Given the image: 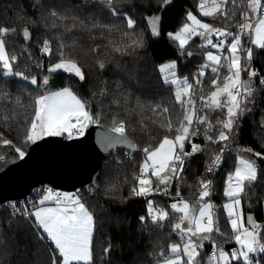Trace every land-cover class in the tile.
<instances>
[{
	"label": "snow or ice",
	"instance_id": "1",
	"mask_svg": "<svg viewBox=\"0 0 264 264\" xmlns=\"http://www.w3.org/2000/svg\"><path fill=\"white\" fill-rule=\"evenodd\" d=\"M93 2L101 12L107 13L108 22L93 15L86 23L79 16L53 10L52 5L43 0H37L34 6L44 10L42 19L46 21V28L59 27L56 20H71L72 24L65 26L68 32L77 28H86L89 33L97 28L109 34L119 32L121 40L109 42L112 51L118 54L131 55L138 47H143L142 37L136 31L137 21L123 7L128 0ZM196 9L201 17L215 23L204 22L189 11L188 22L176 33L168 35L178 42L180 54L188 57L194 54L189 45L198 37L197 47L203 52L204 62L191 81L189 77L181 78L177 74L176 61L159 67L164 85L169 86L174 96V105L169 108L155 103L148 107L153 114L164 116L160 126L172 135H164L155 143L150 140L142 149L129 139V124L120 118L118 110L121 102L125 106L128 104L130 94L121 92L122 99L112 101L117 110L109 108L106 112L103 107L94 109L92 100L78 95L70 87L57 91L50 88L52 74L57 72L86 81L83 66L75 58V41L69 44L57 34L54 46L52 40L44 38L38 45L40 54L55 58V62L49 61L47 74L33 72V67L43 69L44 65L35 60L30 51L33 32L28 24L31 21L25 20L20 29L0 25V108L12 111V116L5 115L4 119H15V109L21 106V97H13L4 87L6 84L23 82L21 89L28 97V107L33 109L31 119L24 123L27 130L23 146L10 139H3V144L14 150L16 156L12 163L15 164L26 160L30 146L46 138L71 142L84 137L89 126H100L110 119L109 131L115 135L102 134L101 150L126 145L132 152L141 151L143 155L138 167L133 169L131 180L125 177L124 182L131 185L129 195H161L171 201L162 207L148 199L146 215L139 217L142 224L150 222L160 229L166 227L165 222L171 226L173 237L166 249L161 245L159 251L151 254L153 264H261L254 257L258 253L264 254V224L258 223L253 214H245L242 201L264 176V168L260 167V163H264V153L254 152L250 147L241 148L238 144L234 146V142L241 119L253 111L252 105L264 91V75L252 67L256 50H264V0H198ZM146 19L152 35L158 36L159 17L153 15ZM17 36L24 42L19 48L18 41L12 39ZM90 39L95 36L90 35ZM98 47L90 50L95 53ZM24 53L28 55L25 57ZM97 64L101 70L105 68V62L99 58ZM242 74H246L243 79ZM206 75L213 90L204 95L200 90ZM255 79H258L259 88ZM107 94V88L101 89V97ZM95 97L96 93H93ZM137 107L144 109L145 105L137 100ZM140 128L146 131L143 122ZM199 137H203V144L194 142ZM0 138H3L2 134ZM188 146L190 150H186ZM233 152L237 153L236 165L234 171L227 173L221 186L225 198L221 206L212 202L216 188L214 180L206 176L198 178L195 185H189L190 189H195V199L182 195L181 184L186 182L185 164L193 155L207 156L205 173L214 177L226 154ZM7 163L6 157L0 155V168ZM116 164L123 168L119 159ZM113 188L115 184L107 187L105 194ZM86 190L92 194L98 191V186L90 182ZM29 203L30 207L26 203L22 208L11 204V215L29 223L40 241L50 242L51 264H97L93 241L98 222L81 190L69 193L47 187L40 190L39 199ZM232 241L235 247L226 250L224 244ZM110 251L106 247L104 255ZM99 259L103 260L104 256Z\"/></svg>",
	"mask_w": 264,
	"mask_h": 264
},
{
	"label": "trees",
	"instance_id": "2",
	"mask_svg": "<svg viewBox=\"0 0 264 264\" xmlns=\"http://www.w3.org/2000/svg\"><path fill=\"white\" fill-rule=\"evenodd\" d=\"M164 1L128 0V3L123 5L125 10L136 19V31L143 41V47H138L131 55L113 52L109 46L110 41L121 40V34L117 31L109 34L106 30L97 28L89 33L86 28H77L68 32L65 26H70L71 20L63 22L56 20L59 27L46 28V21L42 19L44 10L34 6L37 0H0V25L20 29L25 24V20L31 21L28 24L30 31L33 32L30 51L34 59L42 61L44 65L43 69L33 67V72L47 74L49 61L55 62V58L40 54L38 45L42 44L44 38L52 40L54 46L57 44V34L69 44L75 41L77 45L75 58L83 66L86 81L81 82L67 73L57 72L52 74L50 88L70 87L78 95L92 100L94 109L103 107L106 112L109 108L113 111L117 110V105L112 104V101L121 98V92L130 94L128 104L125 106L121 102L118 110L120 118L129 124V139L138 149H142L150 140L155 143L164 135H172L160 126L164 116L153 114L148 107L155 103L169 108L174 105V96L169 86L164 85L159 66L176 61L177 74L181 78L187 76L191 81L193 74L204 62L203 52L197 47L200 43L198 37L190 43L189 50L194 54L188 57L181 55L178 43L167 36L169 32H175L187 22L186 16L189 11L199 15L196 9L198 0H172L159 20V35L154 36L148 27L146 17L156 15ZM43 2L52 5L53 10L60 13L79 16L86 23L93 15L103 17L104 22L110 19L106 12L100 11L93 0H43ZM201 18L215 23L210 18ZM90 35H94L95 39H90ZM12 39L18 41V48L24 43L22 37H12ZM95 46L99 47L94 53L90 49ZM256 52L252 66L264 75V50H256ZM23 55L26 57L28 54ZM97 58L105 62L103 70L98 67ZM254 82L259 88L258 79ZM22 84L23 82H12L4 85L11 91L13 97H21V106L15 109V119L5 121L4 116H12V111L10 108H0V134L3 137L0 138V155L5 156L8 161L15 158L16 154L11 146L3 144V139H10L14 144L23 146L27 130L24 123L25 120L31 119L33 112V109L28 107V97L21 89ZM104 88H107L108 94L101 97L100 91ZM212 90L209 77L206 75L204 86L200 90L201 94L207 95ZM93 93H96L95 98ZM137 100L145 105L144 109L137 107ZM252 107L253 111L240 121L234 146L238 144L241 148L250 147L254 152L264 153V91L260 92ZM141 122L146 126V131L141 130ZM101 126L110 128L111 120L106 119ZM194 142L203 144V137L196 138ZM186 150H190V146ZM236 154L235 152L226 154L220 169L214 177L212 176L216 191L213 192L211 200L218 207L224 202L221 186L226 180L227 173L233 169ZM142 158L141 151L131 153L118 148L112 151L111 156L107 157L100 166L97 179L98 191L89 194L86 190L88 186L78 188L94 211L98 222L93 241L97 264H153L151 254L159 251L161 245L166 249L169 239L173 237L171 226L167 225V222H165L166 227L160 229L150 222L142 224L139 220L140 216L146 215L148 199H153L157 204L165 207L163 196L136 198L129 195L131 185L124 182L125 177L131 180L133 169ZM117 159L123 162V168L117 166ZM206 160L205 154L197 153L186 161L183 174L186 182L181 184V192L185 198H195L193 194L195 189H190L189 185H195L198 178L205 176L207 178V174L203 171ZM260 167L264 168V163H260ZM113 184L115 188L105 194L106 188ZM263 196L264 176H261L249 190L246 200L242 201L245 214L252 213L254 219L261 224H264ZM50 246L52 247L49 242L43 243L37 238L29 223L19 217H12L10 209L0 210V264H51L52 253L48 249ZM106 247L111 249L107 256L104 255ZM224 247L226 250H231L235 244L232 241L224 244ZM101 256H104L103 260L99 259ZM260 259L264 264V254H261Z\"/></svg>",
	"mask_w": 264,
	"mask_h": 264
},
{
	"label": "water",
	"instance_id": "3",
	"mask_svg": "<svg viewBox=\"0 0 264 264\" xmlns=\"http://www.w3.org/2000/svg\"><path fill=\"white\" fill-rule=\"evenodd\" d=\"M171 3L172 0L164 1L155 15L159 20ZM109 129L101 125L89 126L84 137L71 142L62 138H46L28 148L26 160L15 164L12 163L14 158L8 161L0 170V204L24 199L37 185L46 184L64 192L88 186L90 182L97 185L100 166L112 151L121 148L135 153L126 145L102 151L99 144L102 134L115 135Z\"/></svg>",
	"mask_w": 264,
	"mask_h": 264
},
{
	"label": "built area",
	"instance_id": "4",
	"mask_svg": "<svg viewBox=\"0 0 264 264\" xmlns=\"http://www.w3.org/2000/svg\"><path fill=\"white\" fill-rule=\"evenodd\" d=\"M253 67V66H252ZM254 68V67H253ZM254 70H256L257 72H259L260 74H261V72H260V70L259 69H257V68H254ZM245 75L246 74H242V79L243 78H245ZM115 151V150H114ZM113 151V152H114ZM237 155V154H236ZM236 155H235V160H236ZM111 156V153L107 156V157H110ZM107 157L104 159V161H106L107 160ZM103 161V162H104ZM140 163V162H139ZM139 163L136 165V167H138V165H139ZM135 167V168H136ZM205 168H206V164L203 166V171L205 172ZM219 170V169H218ZM217 170V171H218ZM206 174V173H205ZM207 178L208 179H212V176L210 175V174H207ZM47 187H50V186H48V185H37V186H35V187H33V188H31L30 189V191H29V193L26 195V197L24 198V199H22V200H17V201H7V202H4V203H2V204H0V210H2V209H6V208H8V209H10V211H11V214H12V211H13V209L11 208V204H17V205H19L21 208L22 207H24L25 206V204L27 203L28 204V206L30 207L31 205H30V201H33V200H37V198L39 197V195H40V190L41 189H44V188H47ZM76 190H78V189H76ZM76 190H74V191H76ZM57 191H60V190H57ZM74 191H71V192H74ZM61 192H64V191H61ZM71 192H69V193H71ZM156 196H158V195H156ZM164 197V200H165V205L167 204V203H170L171 201H170V198L169 197H165V196H163ZM212 197V196H211ZM136 198H140V197H136ZM12 217H18V216H13L12 215ZM260 256H261V254L260 253H258V254H256V256L254 257V259L255 260H260L261 261V264H263V262H262V260L260 259Z\"/></svg>",
	"mask_w": 264,
	"mask_h": 264
},
{
	"label": "rangeland",
	"instance_id": "5",
	"mask_svg": "<svg viewBox=\"0 0 264 264\" xmlns=\"http://www.w3.org/2000/svg\"><path fill=\"white\" fill-rule=\"evenodd\" d=\"M194 15H197V14H195V13H193ZM197 18H199V19H202L204 22H207L206 20H204L203 18H201L199 15H197ZM188 22V21H187ZM186 23V22H185ZM183 25V24H182ZM182 25H181V27H182ZM180 27V28H181ZM180 28L178 29V30H176L175 32H169V33H176L177 31H179L180 30ZM168 33V34H169ZM167 34V36L169 37V35ZM170 38V37H169ZM178 43V42H177ZM167 63H169V62H167ZM166 64V63H165ZM160 67V66H159ZM60 89H62V88H58V89H52L53 91H57V90H60ZM235 165H236V161H235V163H234V166H233V169H232V171H234V168H235ZM37 199H39V197L37 198ZM195 199V198H194ZM224 202H225V198H224ZM262 203H263V218H264V196H263V198H262ZM43 242V241H42ZM234 242V241H233ZM44 243V242H43ZM45 245H47V244H45ZM48 246V245H47ZM49 247V246H48ZM50 248H51V246H50ZM50 248H48L49 250H50ZM51 252V251H50Z\"/></svg>",
	"mask_w": 264,
	"mask_h": 264
},
{
	"label": "crops",
	"instance_id": "6",
	"mask_svg": "<svg viewBox=\"0 0 264 264\" xmlns=\"http://www.w3.org/2000/svg\"><path fill=\"white\" fill-rule=\"evenodd\" d=\"M50 243V242H49Z\"/></svg>",
	"mask_w": 264,
	"mask_h": 264
}]
</instances>
